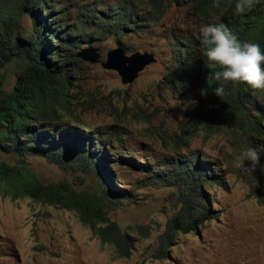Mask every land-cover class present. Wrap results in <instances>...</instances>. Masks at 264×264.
Wrapping results in <instances>:
<instances>
[{"label": "trees", "instance_id": "trees-1", "mask_svg": "<svg viewBox=\"0 0 264 264\" xmlns=\"http://www.w3.org/2000/svg\"><path fill=\"white\" fill-rule=\"evenodd\" d=\"M0 1L2 196L27 197L73 211L79 222L100 243L110 245L118 257L131 253L134 239L109 218V213L131 197L132 191L118 185L114 164L141 172V184L171 186L178 194L175 208L157 236L154 258L169 256L168 249L177 232H188L213 217L203 185H223L224 181L214 172L215 165L197 152L161 163H152L145 157L144 161H135L130 153L118 150L123 147H113L122 135L118 124L87 130L70 122L74 119L71 104L76 100L72 90L83 67L74 55L75 49L81 43L89 46L92 41L86 29L102 37L125 29L142 31L162 22L169 7L186 6L188 20L174 25L165 23L171 38L170 55L157 85L160 82L175 98L186 102L185 111L195 122L180 125L178 138L173 132L168 139L186 147L194 132L201 131L205 136L221 133L229 141L240 137L245 152L259 148L260 163L254 171L239 176L248 182L257 201L264 203V106L259 103L264 89L229 83L225 85V95L217 97L213 90L219 82L214 80L213 72L219 68L206 66L197 39L201 25L223 23L241 42L257 43L264 53V0L243 16L234 15L236 0H218L219 7H213L214 0H115L104 7L102 0H96L89 9L90 21L78 18L71 28L55 19L51 0ZM24 17L30 19V26L25 27ZM117 44L122 50L128 48L119 40ZM10 74L13 80L6 89ZM202 89L207 90L204 96ZM29 155L45 158L63 170L87 175L90 184L76 188L64 177L43 182L25 161ZM247 164L244 161L243 169ZM137 229L145 230L142 226Z\"/></svg>", "mask_w": 264, "mask_h": 264}, {"label": "rangeland", "instance_id": "rangeland-1", "mask_svg": "<svg viewBox=\"0 0 264 264\" xmlns=\"http://www.w3.org/2000/svg\"><path fill=\"white\" fill-rule=\"evenodd\" d=\"M51 1L55 19L71 28L78 18L89 20L90 6L96 0ZM102 1L104 7L115 0ZM185 9L186 6H171L162 22L137 32L125 29L102 37L87 28L92 38L89 44L100 60L119 40L128 47L123 50L126 54L147 51L155 61L132 82L121 83L114 70L79 59L83 67L72 90L76 97L71 104L75 120L70 122L87 130L118 124L122 135L113 147H123L118 150L130 153L135 161H144L145 157L152 163H161L197 152L215 165L214 172L224 181L223 185H203L213 217L188 232H177L168 249L169 256L154 258L157 236L171 216L178 194L171 186L141 184V172L114 164L118 185L132 191L131 197L109 213V218L134 239L127 257L116 256L110 245L100 243L73 211L27 197L11 199L0 194V264H264V203L257 201L248 182L239 176L249 171H244L243 165L235 166L245 153L241 138L229 141L221 133L205 136L197 131L186 147L168 139L173 132L178 138L180 125L195 122L185 111L186 102L175 98L160 82L157 85L170 55L171 38L165 31L166 24L188 20ZM23 23L30 26V19L24 17ZM84 46L88 45L81 43L78 48ZM12 80L10 74L6 89ZM259 103L264 106V92ZM25 161L43 182L64 177L76 188L90 184L89 176L63 170L40 156L29 155ZM137 226L145 230L140 232Z\"/></svg>", "mask_w": 264, "mask_h": 264}, {"label": "clouds", "instance_id": "clouds-1", "mask_svg": "<svg viewBox=\"0 0 264 264\" xmlns=\"http://www.w3.org/2000/svg\"><path fill=\"white\" fill-rule=\"evenodd\" d=\"M257 4L259 0H236L234 15H246ZM213 7H219L218 0H214ZM197 39L202 55L206 58V66L219 68L213 72L214 80L219 82V86L213 90L217 97L225 95V85L229 83H243L252 90L264 89V53L259 44L241 42L223 23L201 25ZM206 94L207 90L202 89L201 95ZM257 150L249 148L235 166L240 168L247 161L244 170L254 171L260 163V153Z\"/></svg>", "mask_w": 264, "mask_h": 264}, {"label": "water", "instance_id": "water-1", "mask_svg": "<svg viewBox=\"0 0 264 264\" xmlns=\"http://www.w3.org/2000/svg\"><path fill=\"white\" fill-rule=\"evenodd\" d=\"M74 55L89 63L98 62L103 69L114 70L121 83L132 82L145 66L155 61L151 52L136 50L126 54L119 44L108 49L103 60H100L99 54L90 45L78 48Z\"/></svg>", "mask_w": 264, "mask_h": 264}]
</instances>
